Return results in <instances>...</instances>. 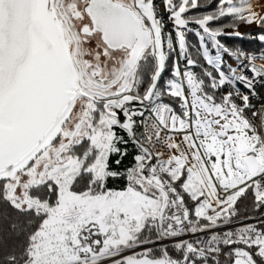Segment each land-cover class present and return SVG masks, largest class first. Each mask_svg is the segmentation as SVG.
<instances>
[{
  "label": "snow or ice",
  "instance_id": "1",
  "mask_svg": "<svg viewBox=\"0 0 264 264\" xmlns=\"http://www.w3.org/2000/svg\"><path fill=\"white\" fill-rule=\"evenodd\" d=\"M257 86L264 0H0V264H264Z\"/></svg>",
  "mask_w": 264,
  "mask_h": 264
},
{
  "label": "trees",
  "instance_id": "2",
  "mask_svg": "<svg viewBox=\"0 0 264 264\" xmlns=\"http://www.w3.org/2000/svg\"><path fill=\"white\" fill-rule=\"evenodd\" d=\"M201 2H203V0H201ZM195 11L197 10H193V12ZM247 31H255V30H247ZM187 38L189 44L193 46L190 48V51L195 52V47H198V38L194 34H189ZM220 39L222 40V42L226 43L229 46H238L246 50L256 49L259 47L257 43L248 40L228 39L226 37H221ZM173 59H176V57L174 56ZM200 62L204 66L210 68V66H207L206 62L203 61L202 59ZM195 70L197 72L200 71L199 68ZM167 76L168 73H165V78H167ZM129 151L130 152L133 151L131 147H129ZM130 163H131V156L126 157L123 162L124 166H130ZM237 208L239 209L242 216L253 217L256 215L255 213H253V210L251 208V200H245L244 198H241V201H238L237 203ZM15 243H16V237L14 236V234L10 233L7 220H5L3 217H0V258H2L3 255L7 254L8 252H12L15 248Z\"/></svg>",
  "mask_w": 264,
  "mask_h": 264
},
{
  "label": "built area",
  "instance_id": "3",
  "mask_svg": "<svg viewBox=\"0 0 264 264\" xmlns=\"http://www.w3.org/2000/svg\"><path fill=\"white\" fill-rule=\"evenodd\" d=\"M161 11L163 12V6H161ZM171 28H172V25L169 23V24L167 25V29L170 30ZM181 67H182V68L184 67L183 63H181ZM241 89H242V91L247 92V89H243V86H241ZM257 90H258L259 95H258L257 97H253V98H251V103H252L253 105H255V107L258 109V108L260 107V105H261L262 103H264V87H259V86H257ZM238 102H239V101H238ZM248 115H249V117H251V113H250V112L248 113ZM253 222H255L254 219L242 220V221H240V222H238V223H234V224H232V225L226 226V228L223 229V230H227V228H233V229H234V228H236V227L241 226L242 224L253 223ZM185 238H191V237H185ZM204 238L207 239L208 237L205 236ZM164 243H168V242L165 241Z\"/></svg>",
  "mask_w": 264,
  "mask_h": 264
},
{
  "label": "crops",
  "instance_id": "4",
  "mask_svg": "<svg viewBox=\"0 0 264 264\" xmlns=\"http://www.w3.org/2000/svg\"><path fill=\"white\" fill-rule=\"evenodd\" d=\"M239 30H240L241 32H245V31H247V30H256V26L253 25L251 29H248V28H245L244 26H241ZM226 59H228V62H229V63H233V64L235 63V62H234L232 59H230V58H227V57H226Z\"/></svg>",
  "mask_w": 264,
  "mask_h": 264
},
{
  "label": "rangeland",
  "instance_id": "5",
  "mask_svg": "<svg viewBox=\"0 0 264 264\" xmlns=\"http://www.w3.org/2000/svg\"><path fill=\"white\" fill-rule=\"evenodd\" d=\"M254 217V216H253Z\"/></svg>",
  "mask_w": 264,
  "mask_h": 264
}]
</instances>
